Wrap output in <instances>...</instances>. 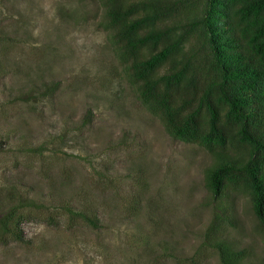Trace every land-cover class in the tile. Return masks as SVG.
Segmentation results:
<instances>
[{"label": "rangeland", "instance_id": "obj_1", "mask_svg": "<svg viewBox=\"0 0 264 264\" xmlns=\"http://www.w3.org/2000/svg\"><path fill=\"white\" fill-rule=\"evenodd\" d=\"M104 19L99 0H0V217L23 214L0 264H222L215 238L264 264L249 196L212 197L213 155L142 104Z\"/></svg>", "mask_w": 264, "mask_h": 264}, {"label": "trees", "instance_id": "obj_2", "mask_svg": "<svg viewBox=\"0 0 264 264\" xmlns=\"http://www.w3.org/2000/svg\"><path fill=\"white\" fill-rule=\"evenodd\" d=\"M99 1L142 104L173 138L213 155L205 174L212 197L243 192L264 228V0ZM67 210L97 227L96 219ZM22 219L10 208L0 236L22 240ZM219 219L207 236L219 233ZM215 241L222 264H242L243 250Z\"/></svg>", "mask_w": 264, "mask_h": 264}]
</instances>
